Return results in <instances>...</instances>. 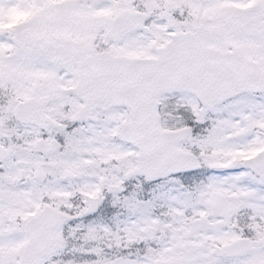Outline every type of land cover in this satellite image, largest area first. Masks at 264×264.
Listing matches in <instances>:
<instances>
[{
	"label": "snow or ice",
	"instance_id": "6c2138e0",
	"mask_svg": "<svg viewBox=\"0 0 264 264\" xmlns=\"http://www.w3.org/2000/svg\"><path fill=\"white\" fill-rule=\"evenodd\" d=\"M0 264H264V0H0Z\"/></svg>",
	"mask_w": 264,
	"mask_h": 264
}]
</instances>
